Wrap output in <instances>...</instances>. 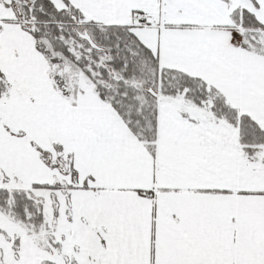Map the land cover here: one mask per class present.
I'll list each match as a JSON object with an SVG mask.
<instances>
[{
	"label": "snow or ice",
	"instance_id": "obj_1",
	"mask_svg": "<svg viewBox=\"0 0 264 264\" xmlns=\"http://www.w3.org/2000/svg\"><path fill=\"white\" fill-rule=\"evenodd\" d=\"M0 264H264V0H0Z\"/></svg>",
	"mask_w": 264,
	"mask_h": 264
}]
</instances>
